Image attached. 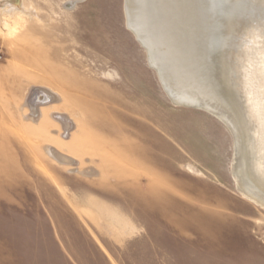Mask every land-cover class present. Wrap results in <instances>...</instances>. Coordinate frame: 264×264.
Segmentation results:
<instances>
[{"label":"rangeland","instance_id":"rangeland-1","mask_svg":"<svg viewBox=\"0 0 264 264\" xmlns=\"http://www.w3.org/2000/svg\"><path fill=\"white\" fill-rule=\"evenodd\" d=\"M5 4L0 264H264L230 131L171 100L125 0Z\"/></svg>","mask_w":264,"mask_h":264},{"label":"bare ground","instance_id":"bare-ground-1","mask_svg":"<svg viewBox=\"0 0 264 264\" xmlns=\"http://www.w3.org/2000/svg\"><path fill=\"white\" fill-rule=\"evenodd\" d=\"M0 9L15 25L27 14ZM124 11L171 100L230 131L236 188L264 209V0H125Z\"/></svg>","mask_w":264,"mask_h":264}]
</instances>
